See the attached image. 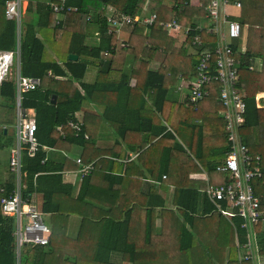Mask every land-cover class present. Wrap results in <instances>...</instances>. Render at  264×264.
I'll return each mask as SVG.
<instances>
[{
  "label": "trees",
  "instance_id": "trees-1",
  "mask_svg": "<svg viewBox=\"0 0 264 264\" xmlns=\"http://www.w3.org/2000/svg\"><path fill=\"white\" fill-rule=\"evenodd\" d=\"M5 1L0 0V52H12L8 67L13 76L0 81V151L6 146L10 147L9 155L5 157V170L11 176L3 182L0 180V188H3L0 200L8 196L16 184V173L10 166L15 132L8 136L7 125L14 122L15 129L17 93L14 75L19 74L40 81L36 89L23 91L20 97L21 108L34 112L35 136L39 143L33 155L26 148L21 151L22 194H30L38 212L42 216H51L52 221L55 218L64 219L70 214L82 218L76 235L67 238L66 244L54 238L52 224L48 226L52 229L50 251H44L38 245L21 246L20 264H122V255H127L131 264H149L158 261L159 252L166 264H201L190 259L192 254L197 253L195 245L201 237V229L205 234V229L200 227L195 218L200 198L204 203V215L217 213L206 195L207 187L200 192L185 183L178 186L174 195V208L163 207L162 203L160 223L156 224L154 206L149 210V218L140 222L138 218H133V207L124 208L125 216L118 219L109 214L110 208L86 199L90 195L108 202L112 198L115 200L117 193L114 185L121 183L120 177L105 172L94 177L90 174L93 168L90 173L80 175L84 181L80 186V194L74 198L71 195L72 184L63 182L61 172L76 166L65 156L66 153L72 148H82L88 144V128L75 118L83 104L93 102L101 108L102 119L115 126L121 135L127 131L149 135L144 143L136 144L133 149L146 146L145 153H149L160 143L152 139L164 133L166 128L161 124H153L151 118L141 114L140 108H127V96L131 87L138 92L137 97H142L148 89H155L154 107L158 113L165 102L168 87L177 83L182 76L193 78L201 51L212 50L215 45L213 36L198 31L205 20L203 7L209 0H198L202 6L192 5L191 0H148L147 12L156 14L153 23L146 26L131 22L121 27H112L107 17H118L121 13L131 17L141 15L140 0H27L25 14L29 18L22 13L19 23L6 18ZM52 2L62 9L55 12L50 5ZM241 3L240 16L237 18L241 33L232 42L239 74L236 88L244 92L245 102V122L240 128V138L253 156H260L264 171V107H257L255 98L256 93L264 92V63L260 71H256L253 65L258 57L264 62V0H241ZM172 20L180 26V30L177 40H171L169 45L165 41L166 29L163 24ZM129 27V37L121 38L119 32ZM244 27L246 36L243 35ZM147 28L151 33H145ZM198 33L201 40L207 39L208 44H192L193 37ZM186 44L193 47L188 57L183 55ZM159 49L162 51L163 66L153 71L148 68L147 59L155 57ZM69 54L76 55L77 59H68ZM127 54L134 57L129 75L121 72ZM90 69H94L96 77L85 82L84 76ZM60 77L68 79L59 80ZM220 87L219 82L207 85L209 90L215 89L217 92H220ZM52 95H56L54 103L51 102ZM69 122L78 123L80 131L68 126ZM222 123L223 139L219 151L223 159L231 144L224 135L223 117ZM146 142H150L148 146ZM164 151L166 156L167 149ZM141 152L136 153L138 157L135 161L141 158ZM220 161L210 168L219 176L215 175V181H212L215 184L226 182V178L215 171ZM162 174L154 177V180L156 184L162 182L161 187L164 188L169 180L166 179L167 175L162 177ZM263 181L254 182L255 193L261 197H264ZM138 183L143 184L141 181ZM144 183L152 185L149 181ZM154 186L158 185L149 186L152 191L155 190ZM222 205L225 206L224 203ZM100 212L101 215L98 214ZM221 217L229 222L232 229L231 245L224 262L250 264V261L240 259L239 255L244 250L242 245L248 241L246 229L241 227L243 218L234 216L230 220ZM14 229V217L4 215L0 210V264H16ZM255 230L258 253L264 259V225L258 223ZM216 239V245L210 244L212 252L220 250L222 246L219 237ZM146 249L151 254L142 256ZM116 253L118 257L114 256Z\"/></svg>",
  "mask_w": 264,
  "mask_h": 264
},
{
  "label": "crops",
  "instance_id": "crops-1",
  "mask_svg": "<svg viewBox=\"0 0 264 264\" xmlns=\"http://www.w3.org/2000/svg\"><path fill=\"white\" fill-rule=\"evenodd\" d=\"M197 3L198 0H191L192 5L196 6ZM138 4L139 6L142 4V8H140L141 15H148L149 12L146 9L148 0H140ZM26 18L28 19L29 17L26 16ZM129 33L130 27L124 28L119 32V36L127 39ZM145 33H151V30L147 28ZM178 34L179 32H168L166 30V43L171 45V40H177ZM161 52L159 49L155 57L147 59L149 69L157 71L163 66L161 64ZM133 60V55H126L121 70L122 73L126 75L130 74ZM15 69H17V65ZM94 74V69H90L86 72L83 80L85 82L94 80L96 77ZM67 76L69 77V75ZM117 76L115 75V77ZM68 77H60L59 80H67ZM191 80L192 77L187 78L182 76L177 83L170 85L165 94V102L161 105V111L158 113L154 107L155 89H148L144 91L142 97H137L138 92L135 91V88L131 87V91L126 99L127 108L132 110L140 108L141 114L146 118H151L153 124H161L166 128L164 133L160 134L157 138L153 137V142L160 141V143L156 144L149 153H145L146 146V148H141L140 146L137 150L133 149V146L136 144L140 145V143H144L149 136L148 134L127 131L125 135H121L115 126L107 122V120L102 119L100 114L101 108L93 102L85 104L84 108L76 112L75 118L88 128L86 129L85 127L87 137L89 135V138L86 146L72 148L65 155L72 163L76 164L72 169L61 172L63 182L72 184V197L75 198L80 194V186L82 181H84V178H81L78 172L80 166L76 163L77 158H81L86 163L93 162L94 166L96 164L90 173L93 176L95 175L94 177H98L103 172L120 177L121 183L114 185V191L117 193L115 200L112 198L108 202L96 197H90V195L86 196L89 202L94 201L104 207L110 208L109 214L118 219L125 216L124 208L133 207L135 209L132 213L133 218H138L140 222H145L150 216L149 210L155 207L154 219L155 223L159 224L162 208H174V195L178 186H182L185 183L191 189L203 192L202 189H205L207 186L217 185L212 183V181L214 182L215 175H218L211 171L210 168L222 159L219 148H221L220 141L223 139V107L219 100V92L215 89H210L208 94L197 103H191L187 98ZM131 84L134 86L133 81H131ZM97 95L99 96V93ZM142 99L144 102H142ZM14 132L15 129L13 130V134ZM149 143L146 142V145L148 146ZM164 149H167L166 156ZM140 152L141 158L135 161L138 157L137 154ZM8 155L9 151L4 157ZM2 156V151H0V180L3 182L5 179L2 178L1 169L2 164L6 167L7 162L6 160L2 161ZM102 159H105V161H101ZM156 171L159 172L156 174ZM160 173H163L162 177L167 175L166 179L169 180V183L164 188L161 187L162 182H157L156 184L154 180V177H158ZM139 181L143 184H139ZM144 181H149L150 184L158 186H154L155 190L152 191L149 187L152 185H146ZM62 201L65 202V199H62ZM162 203L163 207H161ZM196 210V216L201 215L204 219L216 214H203L205 210L202 198L198 201ZM98 214L101 215L102 213ZM68 216V218L64 216L67 226L76 222L78 228L82 218L76 214ZM44 251H50V249H44ZM215 252L219 253L220 250ZM117 254H114V256L118 257ZM147 254H151L149 249L143 251L142 256H146ZM159 254L158 261L149 264H166L164 260H161V252ZM122 256V264H131L127 260V255ZM201 257H204L206 260V257L200 252L192 254L190 259L192 261H200ZM261 262L264 264L263 258Z\"/></svg>",
  "mask_w": 264,
  "mask_h": 264
},
{
  "label": "built area",
  "instance_id": "built-area-1",
  "mask_svg": "<svg viewBox=\"0 0 264 264\" xmlns=\"http://www.w3.org/2000/svg\"><path fill=\"white\" fill-rule=\"evenodd\" d=\"M26 0H6L5 16L8 19L20 21L22 3ZM55 12L62 9L58 4H50ZM202 6L200 2L196 6ZM241 10V0H209L203 7L205 20L198 27L199 33L215 38L212 50L201 51L195 74L189 84L187 98L191 103L202 100L209 91L207 85L219 82L221 84L219 97L224 107V135L230 142L231 148L224 158L215 166V171L221 173L226 182L209 185L206 195L214 204L215 211L228 219L234 216L243 218L241 227L246 229L247 243L243 244L244 250L240 253V259L250 261V264H262L257 246V224L264 225V197L255 193L254 182L264 180V171L261 168L259 155L253 156L248 147L241 142L240 128L245 122L244 92L236 88L239 78L237 60L233 55L232 42L240 37L241 26L239 15L228 13V7ZM70 9V8H68ZM156 19V14L146 16L139 14L131 17L126 14L108 16L107 20L112 27H121L126 23L140 22L150 26ZM165 29L179 31L180 26L174 21L163 24ZM199 33L192 39L193 45L208 41L201 40ZM12 52H0V78L9 73V64L12 60ZM252 66L249 69L252 70ZM0 79V80H1ZM16 83V111L15 141L10 152L11 170L16 173V184L8 196L0 200V210L4 215L14 217L15 254L16 264H20V248L24 244L38 245L43 249L49 247L51 230L44 222L43 216L38 212L36 204L30 194H22L24 185L20 182L21 151L26 148L30 155L38 148L39 143L35 136L36 124L33 119L34 112L31 109L23 110L20 105V97L23 91L33 90L39 85L38 78L24 77L17 74ZM262 92L261 94H263ZM257 107H262L264 96L256 99ZM70 127L80 131L76 122H69ZM61 128V126H59ZM79 164V175L84 176L94 168L93 162H83L76 159ZM264 184V181H263ZM3 191V188H0ZM225 204V206L222 205ZM231 220V219H230ZM238 244V242H237Z\"/></svg>",
  "mask_w": 264,
  "mask_h": 264
},
{
  "label": "rangeland",
  "instance_id": "rangeland-1",
  "mask_svg": "<svg viewBox=\"0 0 264 264\" xmlns=\"http://www.w3.org/2000/svg\"><path fill=\"white\" fill-rule=\"evenodd\" d=\"M28 1H24L22 3V13L25 14V9L27 7ZM50 4H55V3H50ZM140 8H142V4L139 6ZM228 13L229 14H233V15H239L240 14V10L239 9H235L231 6L228 7ZM23 16H28V14H25ZM168 32H179L177 30H171V29H166ZM180 30V29H179ZM243 35L246 36V27L243 28ZM45 44L47 45V41L45 42ZM193 47L189 46L188 44L185 45L184 50H183V55L185 57H188L190 55V52H193ZM14 59V58H13ZM17 59V56H15V59ZM263 59L261 57H258L254 60L253 65H254V69L256 71H260L262 70L263 67ZM12 70V64L10 65V71ZM17 75V74H16ZM14 75V77L16 76ZM10 77L13 76V72L11 73H5L3 75H1V77ZM1 79V78H0ZM169 88V87H168ZM262 92H258L255 95V98L258 99L260 98V96H264L261 94ZM262 107H264V102H261ZM84 104L82 105V108H84ZM81 108V109H82ZM264 111V110H263ZM15 121V120H14ZM13 130H14V122L12 124H8L7 125V135L8 136H12L13 135ZM9 151V147L6 146L5 148L2 149V161H5V155L8 154ZM4 157V159H3ZM4 166L2 164V178L4 179H8L9 176H11L10 173L7 172V169L4 171ZM68 217H73V216H68ZM66 217V218H68ZM65 220L63 221V219L61 218H55L53 221L50 220L49 216H43L44 222L51 227L50 225L53 224V229H54V238L57 241H61L60 243H67V238H72V236L76 235L78 228H77V223L75 222V224H70L67 226V221ZM196 221L199 223L200 227H202L203 229H205V234H203V231L201 229V237L199 238V240L196 242L197 244L195 245V250L197 252L202 253L205 257L206 260L204 259V257L200 258V262L201 264H226L224 262V260H226L228 253H229V246L231 245V233H232V229L231 226L229 224V222L224 219L223 217H221L220 215H218L217 213L214 214L213 216H210L207 219H204L201 215H197L196 217ZM216 235V236H215ZM216 237H219V244L222 243V246L220 247V252H212V250L210 249V244L213 243V245H216ZM204 238V240H203ZM214 240V242H213ZM56 245V244H55ZM51 246L47 247V250H51ZM60 248H64L60 247ZM214 248V247H213Z\"/></svg>",
  "mask_w": 264,
  "mask_h": 264
},
{
  "label": "water",
  "instance_id": "water-1",
  "mask_svg": "<svg viewBox=\"0 0 264 264\" xmlns=\"http://www.w3.org/2000/svg\"><path fill=\"white\" fill-rule=\"evenodd\" d=\"M68 59H70V60H76L77 59V56L74 55V54H69L68 55ZM55 99H56V95H52L51 102L54 103L55 102Z\"/></svg>",
  "mask_w": 264,
  "mask_h": 264
}]
</instances>
